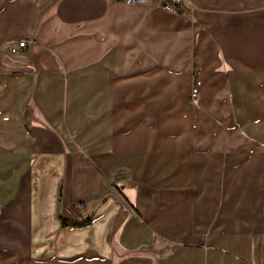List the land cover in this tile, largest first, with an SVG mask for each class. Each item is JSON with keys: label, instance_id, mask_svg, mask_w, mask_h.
I'll use <instances>...</instances> for the list:
<instances>
[{"label": "crops", "instance_id": "obj_1", "mask_svg": "<svg viewBox=\"0 0 264 264\" xmlns=\"http://www.w3.org/2000/svg\"><path fill=\"white\" fill-rule=\"evenodd\" d=\"M166 1L0 0V264H264V0Z\"/></svg>", "mask_w": 264, "mask_h": 264}, {"label": "built area", "instance_id": "obj_2", "mask_svg": "<svg viewBox=\"0 0 264 264\" xmlns=\"http://www.w3.org/2000/svg\"><path fill=\"white\" fill-rule=\"evenodd\" d=\"M123 2L128 6H138L145 5L147 0H123ZM164 9L170 13L181 14L183 12V0H167L164 4ZM27 47L26 42H19L16 46L11 48L13 54L17 53L19 49H24ZM202 88V80L200 78H195L194 85L191 91V99L194 101L198 96ZM85 208L84 204H79L78 209L83 210Z\"/></svg>", "mask_w": 264, "mask_h": 264}, {"label": "trees", "instance_id": "obj_3", "mask_svg": "<svg viewBox=\"0 0 264 264\" xmlns=\"http://www.w3.org/2000/svg\"><path fill=\"white\" fill-rule=\"evenodd\" d=\"M61 221H62L63 227H70V226L85 227L91 223V219L83 220L81 222H71V221H68L67 219H65L63 217H61Z\"/></svg>", "mask_w": 264, "mask_h": 264}, {"label": "rangeland", "instance_id": "obj_4", "mask_svg": "<svg viewBox=\"0 0 264 264\" xmlns=\"http://www.w3.org/2000/svg\"><path fill=\"white\" fill-rule=\"evenodd\" d=\"M79 204H84V203H77L75 206H73V207H71L72 209H75L77 212H84V211H86V208H87V205L86 204H84V206H85V208L83 209V210H79L78 209V205ZM120 257H122V254H120ZM121 261V260H120ZM126 263V261H121V262H119V264H125Z\"/></svg>", "mask_w": 264, "mask_h": 264}]
</instances>
